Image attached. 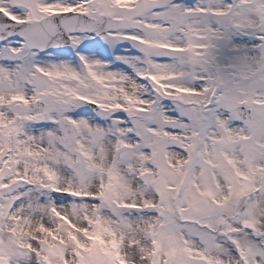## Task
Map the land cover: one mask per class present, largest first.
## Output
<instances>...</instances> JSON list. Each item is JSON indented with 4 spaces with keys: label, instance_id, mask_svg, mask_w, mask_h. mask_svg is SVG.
<instances>
[{
    "label": "snow or ice",
    "instance_id": "1",
    "mask_svg": "<svg viewBox=\"0 0 264 264\" xmlns=\"http://www.w3.org/2000/svg\"><path fill=\"white\" fill-rule=\"evenodd\" d=\"M0 264H264V0H0Z\"/></svg>",
    "mask_w": 264,
    "mask_h": 264
}]
</instances>
